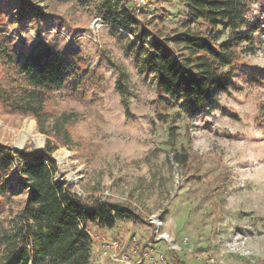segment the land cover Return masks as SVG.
<instances>
[{
	"label": "rangeland",
	"instance_id": "rangeland-1",
	"mask_svg": "<svg viewBox=\"0 0 264 264\" xmlns=\"http://www.w3.org/2000/svg\"><path fill=\"white\" fill-rule=\"evenodd\" d=\"M109 1L24 0V10L17 0H0V49L14 55L44 42L69 63L65 88L46 104V131L64 113L78 121L68 127L71 145L64 146L42 133L32 116L14 114L0 101V160L3 150L31 155L51 139L58 147L54 157L67 154L57 162L73 192L140 216L142 222L122 221L113 230L89 228L91 264H152L160 255L170 264H205L208 257L220 264H264V33L254 36L255 54L243 49L228 90L193 114L167 105L153 73L141 70L140 30L101 22ZM259 10L264 17V9H250L252 22ZM136 13L147 40L184 31L180 0H146ZM1 61L0 81L8 86L10 67ZM119 84L127 87L125 97ZM175 151L189 157L186 168L175 162ZM18 176L16 161L0 162V180L7 181L0 230L25 205L27 190Z\"/></svg>",
	"mask_w": 264,
	"mask_h": 264
},
{
	"label": "trees",
	"instance_id": "trees-1",
	"mask_svg": "<svg viewBox=\"0 0 264 264\" xmlns=\"http://www.w3.org/2000/svg\"><path fill=\"white\" fill-rule=\"evenodd\" d=\"M19 1L24 10L27 4ZM110 0L103 7L101 22L126 30L136 27L139 41L136 55L141 70L153 73L158 94L167 105H182L195 113L206 108L217 92L227 91L232 82V67L243 49L255 54V34L264 33V17L253 22L252 8L264 9L260 0H180L184 7V31H173L162 40L139 28L135 0ZM255 12V11H254ZM197 29L194 30L193 27ZM7 65L10 85L0 81V101L14 114L32 116L44 134L71 145L68 127L77 123L74 113L53 119L46 104L51 94L65 88L70 75L65 56L44 42L34 43L29 51L10 55L0 49ZM123 78V76H122ZM127 87L118 86L122 97ZM58 147L48 140L45 148L31 155L8 150L3 166L16 161L17 181L27 190L23 209L0 230L2 264H91L93 239L89 228L113 230L122 221L142 222L131 208L102 199H84L71 189L53 160ZM175 162L186 168L189 157L175 151ZM7 181L0 180V194ZM176 264H184L176 260Z\"/></svg>",
	"mask_w": 264,
	"mask_h": 264
},
{
	"label": "built area",
	"instance_id": "built-area-1",
	"mask_svg": "<svg viewBox=\"0 0 264 264\" xmlns=\"http://www.w3.org/2000/svg\"><path fill=\"white\" fill-rule=\"evenodd\" d=\"M138 7L144 6L146 5V0H136L135 1ZM134 242H138L137 238H134ZM187 242H183L184 245H186ZM115 246H118L117 244H115ZM132 250L135 252V246L132 248ZM192 250V249H191ZM190 250V251H191ZM152 264H170L168 257L164 256V255H160L158 259H153L151 258ZM129 264H131L130 261H128ZM205 264H220L217 260H215L214 257H208L205 261Z\"/></svg>",
	"mask_w": 264,
	"mask_h": 264
},
{
	"label": "bare ground",
	"instance_id": "bare-ground-1",
	"mask_svg": "<svg viewBox=\"0 0 264 264\" xmlns=\"http://www.w3.org/2000/svg\"><path fill=\"white\" fill-rule=\"evenodd\" d=\"M30 130L32 131L33 129L31 128ZM27 135H28V134H27ZM27 137H28V136H27ZM27 137H25V138L23 137L24 139H22V140L20 141V144H21V145H24L25 140H26ZM30 137H31L32 139H34V140L37 142L38 145H41V144H42L40 138H39L38 136L34 135V133H31V134H30ZM57 157H58V159H59L60 161H64V160L66 159V157H67V154H66V153H64V154H59V156H57Z\"/></svg>",
	"mask_w": 264,
	"mask_h": 264
},
{
	"label": "water",
	"instance_id": "water-1",
	"mask_svg": "<svg viewBox=\"0 0 264 264\" xmlns=\"http://www.w3.org/2000/svg\"><path fill=\"white\" fill-rule=\"evenodd\" d=\"M53 160L59 161L58 157H53Z\"/></svg>",
	"mask_w": 264,
	"mask_h": 264
}]
</instances>
